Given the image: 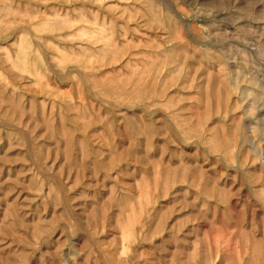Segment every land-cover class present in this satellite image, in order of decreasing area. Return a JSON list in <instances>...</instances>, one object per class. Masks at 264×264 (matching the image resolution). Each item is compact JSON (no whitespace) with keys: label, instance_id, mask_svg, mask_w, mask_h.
<instances>
[{"label":"rangeland","instance_id":"1","mask_svg":"<svg viewBox=\"0 0 264 264\" xmlns=\"http://www.w3.org/2000/svg\"><path fill=\"white\" fill-rule=\"evenodd\" d=\"M0 264H264V0H0Z\"/></svg>","mask_w":264,"mask_h":264}]
</instances>
